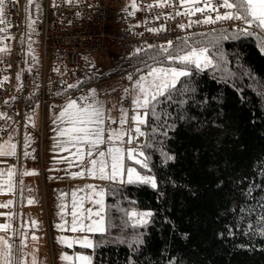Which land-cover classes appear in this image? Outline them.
<instances>
[{
  "label": "trees",
  "instance_id": "obj_1",
  "mask_svg": "<svg viewBox=\"0 0 264 264\" xmlns=\"http://www.w3.org/2000/svg\"><path fill=\"white\" fill-rule=\"evenodd\" d=\"M196 42L210 47L216 67L187 66L191 75L170 99L159 98L146 121L145 156L137 155L148 167L127 160L157 187L105 184V228L86 248L91 264H264V39L216 29L169 51ZM166 55L154 47L115 55L105 73L185 67ZM133 210L152 216L133 226Z\"/></svg>",
  "mask_w": 264,
  "mask_h": 264
},
{
  "label": "built area",
  "instance_id": "obj_2",
  "mask_svg": "<svg viewBox=\"0 0 264 264\" xmlns=\"http://www.w3.org/2000/svg\"><path fill=\"white\" fill-rule=\"evenodd\" d=\"M21 1L4 0V12L0 17L5 21L10 41L8 53L0 56V113L6 116L0 119V140L15 130L21 132L24 116H35L36 105L39 112L33 119L36 121L34 130L40 140L46 111L55 113L65 99L76 98L83 103L101 102L105 138L119 132L124 149H142L146 144L147 124L137 125L132 119L137 113L143 115L147 111L133 105L132 83L137 74L132 69L114 75L99 73L89 56H129L148 45L163 49L168 41L174 43L198 32L240 31L246 27L243 21L199 22L207 15L214 18L215 12L177 15L189 8L203 7L202 3L184 5L182 0H168L167 3L136 0L139 11L131 7V0H105L96 5L89 4L88 0H72V3L53 0L49 5L46 0L40 20L42 60L35 68L25 64ZM224 11L220 9L221 13ZM132 12L135 14L129 15ZM260 32L259 28L249 29L250 34ZM48 60L52 61L50 68ZM136 126L144 136L135 133ZM130 137L133 138L131 144L128 143Z\"/></svg>",
  "mask_w": 264,
  "mask_h": 264
},
{
  "label": "snow or ice",
  "instance_id": "obj_3",
  "mask_svg": "<svg viewBox=\"0 0 264 264\" xmlns=\"http://www.w3.org/2000/svg\"><path fill=\"white\" fill-rule=\"evenodd\" d=\"M68 3H72V0H67ZM165 3L168 0H164ZM29 3H35V0H29ZM203 4V7L196 6L189 8L187 12L181 13L177 12V15L183 14H196L207 12H215L216 15L213 18L212 15H207L203 21H199L205 24H215L219 21H243L246 25L245 28L240 31L245 34H250V28H259L264 30V0H182L184 5H199ZM157 6H163V4H158ZM131 7L135 11H139V7L136 0H131ZM152 7L149 5V8ZM220 9H225L223 13ZM4 12V0H0V17H2ZM135 13H129V15H134ZM5 23V21L0 18V24ZM180 27H184L181 25ZM5 31V29L0 28V32ZM150 32L157 31L156 29H148ZM222 39H227L226 36H222ZM187 45V41H183ZM200 46H187L188 50L185 51L181 48L179 52L175 49L169 51L173 48V42L168 41L167 47L163 48V51L167 53L166 59L173 62H178L180 65H184V68L177 67H149L147 76H141L136 82L135 90L139 93L133 100L134 105L137 109H146L141 115L137 113L132 119L137 125H144L147 121L149 115L155 116L156 104L160 102V97H165L170 99L171 92L177 87V83L182 77H188L191 72L187 70V66H194L196 69H204L210 67H216L213 63V57L210 53V47L203 44L202 42H196ZM211 47H215V44L211 41L209 42ZM148 48H152L153 45H148ZM7 51L6 48H0V52ZM137 52L141 49H137ZM183 52V54H180ZM149 59L155 60V56L149 57ZM147 66V65H146ZM129 80L132 79L131 76L128 77ZM69 87H76V85H69ZM127 91V90H126ZM168 94L167 97L165 94ZM95 90L93 89V95ZM82 99H87L83 97ZM6 116L0 113V119H5ZM60 120L62 123H67L69 127L59 130V135L67 137L65 141L66 144L72 145L73 147L81 144H87L90 148H95L105 141L103 137V129L100 127L103 124V112L100 107L95 106V104L89 103L86 105L78 104L76 100H71L65 109L60 113ZM95 125V127H92ZM135 133L139 136H144L145 133L141 131L139 126L135 127ZM166 134V133H165ZM113 138L119 140L122 138V134L119 132H113L108 136L109 140ZM133 138H129L128 143H132ZM67 150V149H65ZM144 157L143 151L136 152V149L127 150V159L134 160L138 165L143 168H147V160L137 159L136 155ZM16 155V144L11 142V136L9 141L0 144V156H15ZM27 155V153H25ZM77 155H80L79 149L77 150ZM88 155L91 156L92 152L89 151ZM99 159H92L90 163L92 167L89 169V174L92 176H98L102 180L117 181L119 179L120 183H124L125 176L124 169V149L120 147H113L108 149L107 153L101 151L99 152ZM106 157L108 159H106ZM171 159V157H169ZM110 160V162H109ZM25 175L35 174V173H24ZM15 172L11 169L5 173L0 170V193L12 192L14 190L13 177ZM77 175H83V173H78ZM126 182L131 184L134 182H139L142 184H150L152 188L157 187V182L152 176H143L135 168H127L126 170ZM92 192L99 196L100 199L94 201L95 204L100 205L98 211H93L92 208L86 209L87 215L84 212H78L76 209L78 207L76 203V193H72L73 196V211L72 221L70 230L73 232H103L104 231V217L102 213L104 212L103 206V190L97 192L93 185L88 186ZM83 197H80L81 205L83 202ZM91 200V197H89ZM33 201L29 200V204ZM13 201L9 200L4 203H0V208L10 209L12 207ZM12 213H0V216H5L7 222L0 223V264H26V261L22 260L21 257L24 255L23 249L27 247L25 241L28 238L27 232H19L17 229H13L11 222ZM130 220L135 221L133 226H142L148 222L147 218L152 216L151 212H137L135 210L126 213ZM93 217H96L93 219ZM63 218V217H62ZM88 220L90 223H85ZM68 222L65 221L64 224H59L57 227L60 230H65V225ZM33 228L38 227L36 221H32ZM19 237L20 246L18 247L14 243V239ZM33 240L39 239L35 235L31 237ZM60 242L67 243L68 247L72 246V242L67 241L66 238L61 237ZM84 247H91V242L84 239L82 242ZM61 259L64 261H71L72 258L67 255H62ZM79 261V264H91L90 258L87 256H77L75 258ZM31 264H37L35 256L32 257Z\"/></svg>",
  "mask_w": 264,
  "mask_h": 264
},
{
  "label": "rangeland",
  "instance_id": "obj_4",
  "mask_svg": "<svg viewBox=\"0 0 264 264\" xmlns=\"http://www.w3.org/2000/svg\"><path fill=\"white\" fill-rule=\"evenodd\" d=\"M18 1V0H17ZM41 0H35V3H29V0H22L21 2V14L24 22V32L22 35V44L24 46V56H25V64L32 66H40L42 56H41V38H40V19L42 16V5L39 4ZM99 0H88V2L94 4ZM49 5L53 3V0H47ZM0 28L5 29L4 23L0 24ZM9 35L6 33V29L3 32H0V48H6L7 51L0 52V56L7 54L10 46V41L8 40ZM89 59L95 63L96 68L99 73L104 72L108 68L113 65V60L109 55H97L93 54L89 56ZM52 64L51 60L47 61V67L50 68ZM152 67H173V66H163V65H154ZM180 68V67H177ZM149 69L142 70L137 72V76L135 77L132 83V95L133 100L139 94L135 90L136 82L139 80L141 76H147ZM121 72V71H120ZM119 73V72H118ZM116 74V73H115ZM114 75V74H111ZM71 100H76L78 104L86 105L89 103L80 102L76 98H70L66 103L60 106L58 112L44 115V122L42 126V136L40 139V143L36 133L34 132V125L36 121H33L34 117H38L39 107L36 105L35 108V116L33 115H25V121L22 129V136L20 144L17 143L16 140V153H18L16 168H21V152L23 153V158L25 153V157L30 156V170H36V173H39L40 181H42V203L46 206V201L48 202L50 208L54 207V213L60 215V220H56L51 217L49 221L45 218L43 214V223L38 225L39 227L35 230H32V235H36L41 233L42 237L46 238L45 245L38 250V244L36 242V246L34 247V254L37 260V264H79L75 258L77 256L83 255L89 257L86 248L82 245V241L87 239L93 245V233L95 232H81L76 231L73 232L70 230L71 221H72V211H73V196L72 193H76V203L78 205L77 211L84 212L85 215L86 209L92 208L93 211H98L100 205L94 203L95 200L100 199L99 196H96L91 189H89V185H93L97 192L103 190V206L104 212L102 213L104 217L105 213V183H101L100 181H95L94 178H99L98 176H92L89 174V169L92 167L90 160L99 159V152L103 151L107 153L108 149L113 147H120L119 144L112 142L113 140L106 139L104 136V143L98 145L95 148H90L87 144H81L73 147L72 145L66 144L65 141L67 137H65L64 142H60L59 130L63 128L69 127L67 123H62L60 120V113L65 109L67 104ZM95 104L97 107H101V103L94 101L91 102ZM134 105V103H133ZM135 106V105H134ZM136 107V106H135ZM13 140V139H12ZM109 141V142H108ZM40 150L43 149L44 156V164H42V150L41 154L37 158V154H39ZM22 149V151H21ZM67 149V150H65ZM79 149L80 155H77V150ZM123 149V148H122ZM142 149L136 150L138 153ZM91 151L92 155L89 156L88 152ZM138 155V154H137ZM136 155V158H137ZM126 153L124 152V168H137L131 162L125 163ZM106 159H108L106 157ZM110 162V160H109ZM27 162L24 160L22 168L26 166ZM29 165V166H30ZM50 167L51 170L48 171ZM0 170L7 171V167L4 164L0 163ZM44 171L45 174H44ZM54 172L56 176L62 175H70L71 177H75V180L70 182H60L55 184H49L46 180L50 177L48 173ZM137 172H139L137 170ZM78 173H83V175H77ZM48 174V175H47ZM55 176V177H56ZM126 179V171L123 179ZM4 193H0V198ZM53 195H56L57 198H54ZM80 197H83V202L81 205ZM91 197V200H89ZM40 201V200H39ZM44 207V206H43ZM8 209L0 208V213H8ZM140 212V211H139ZM63 217V218H62ZM71 217L70 219H68ZM96 217H93L95 219ZM65 221L68 223L65 225V230H60L57 225L64 224ZM105 221V220H104ZM7 222L5 216L1 217L0 223ZM85 223H90V221L85 220ZM105 228V224H104ZM2 235V233H0ZM66 238L67 241L72 242V246L68 247L67 243L60 242V238ZM92 247V246H91ZM62 255H67L72 258L71 261H64L61 259ZM32 257L30 258L28 264H31Z\"/></svg>",
  "mask_w": 264,
  "mask_h": 264
},
{
  "label": "crops",
  "instance_id": "obj_5",
  "mask_svg": "<svg viewBox=\"0 0 264 264\" xmlns=\"http://www.w3.org/2000/svg\"><path fill=\"white\" fill-rule=\"evenodd\" d=\"M100 1H105V0H99ZM97 2V3H98ZM90 3V2H89ZM97 3H90L92 5H95ZM70 98H67L64 100V103H66ZM63 103V104H64ZM62 104V105H63ZM61 105V106H62ZM102 110V106L100 107ZM51 114L48 110L46 113ZM58 112V111H57ZM56 113V112H55ZM54 113V114H55ZM92 127H95V125H92ZM102 128V125H100ZM23 129V128H22ZM35 132V131H34ZM36 133V132H35ZM37 135V134H36ZM11 136V142L16 144H20L21 142V136H22V130L21 132H17L16 130L13 131L9 136L3 138L0 140V144L9 141V137ZM60 136V142H64L65 137ZM13 139V140H12ZM116 144H119L122 147V144L118 140H113L112 142H115ZM109 142V141H108ZM40 143V142H39ZM42 150V164H44V156H43V149ZM41 150L39 148V154H37V158L41 154ZM22 151V149H21ZM20 152V151H19ZM18 152V153H19ZM18 153H16L15 156H0V163L4 164L7 167V171L9 169L13 170L15 172V175L13 177V184H14V190L12 192H7L5 191L2 196L3 198H0V203L7 202L9 200L13 201L12 207L9 210L13 215L11 217V222L13 225V229H17L19 232H27L28 233V238L25 241L27 244V247L23 249L24 255L21 257L22 260L26 261V264H28L30 258L32 257V254H34V247L38 246L37 253H39V249L42 248L43 245L46 243V238L41 236V233L36 234L35 236L38 237L39 239L33 240L31 237L33 236L31 231L35 230L38 227L33 228L32 221H36L37 225H41L43 223V214L45 218H47L49 221L51 220V217H53L55 220H60V215L56 216V213H54V207L52 209L50 208L48 202L46 201V206L44 203H42V181H40L39 173H36V170H30V162H31V157L27 156L23 158V153L21 152V168L20 170L16 168L17 164V157ZM20 156V153H19ZM24 160H26L27 164L24 168H22V165L24 163ZM126 163V162H125ZM30 165V166H29ZM48 171L51 170L50 167H47ZM125 169V168H124ZM7 171H4L7 173ZM126 171V170H125ZM46 171H44L45 174ZM24 173H35V174H30V175H25ZM50 177L46 180L49 184H55V183H66L75 180V177H71L70 175H62V176H56L54 172L48 173ZM47 174V175H48ZM56 176V177H55ZM95 181H100L101 183H107L110 182V180H102L100 178H94ZM124 180H126L124 178ZM115 182H119V179ZM54 198H57L56 195H53ZM29 200L33 201V203L29 204ZM40 200V201H39ZM44 206V207H43ZM0 216V220H1ZM69 217L68 219H70ZM94 234V233H93ZM14 243L19 247L20 246V240L19 237H16L14 239Z\"/></svg>",
  "mask_w": 264,
  "mask_h": 264
}]
</instances>
